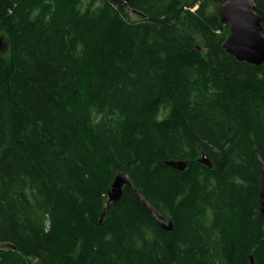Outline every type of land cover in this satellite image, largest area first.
Wrapping results in <instances>:
<instances>
[{
    "label": "trees",
    "instance_id": "1",
    "mask_svg": "<svg viewBox=\"0 0 264 264\" xmlns=\"http://www.w3.org/2000/svg\"><path fill=\"white\" fill-rule=\"evenodd\" d=\"M223 2L0 0V264H264V65L224 51ZM119 173L172 233L107 204Z\"/></svg>",
    "mask_w": 264,
    "mask_h": 264
},
{
    "label": "water",
    "instance_id": "2",
    "mask_svg": "<svg viewBox=\"0 0 264 264\" xmlns=\"http://www.w3.org/2000/svg\"><path fill=\"white\" fill-rule=\"evenodd\" d=\"M112 4L126 7L129 0H109ZM220 22L228 26V37L223 49L237 62L254 67L264 65V15H259L253 0H224L216 9ZM256 166L259 173V188L257 192L258 210L264 218V163L256 156ZM198 163L209 167L205 154L201 155ZM164 166L175 172L181 173L186 168V163L164 162ZM126 187L136 194L141 206L147 211L155 225L164 233H172L174 226L170 220L153 208L142 196L136 192L126 173L117 174L107 190V204L119 201L123 188ZM249 264H254L252 258Z\"/></svg>",
    "mask_w": 264,
    "mask_h": 264
},
{
    "label": "rangeland",
    "instance_id": "3",
    "mask_svg": "<svg viewBox=\"0 0 264 264\" xmlns=\"http://www.w3.org/2000/svg\"><path fill=\"white\" fill-rule=\"evenodd\" d=\"M129 18H130V20H131L132 22H136V21L138 20V17L135 16V15H133V14H131V13H130ZM0 51H1L2 53H5V51H6V44H5L4 38L1 37V36H0ZM232 92H233V91H232ZM166 116H167V110H161V111L159 112V114L157 115V117L155 118V122H161V121H163V120L166 118ZM146 118L152 120V118H150V117H146ZM125 134H128V133L126 132ZM132 137H133L132 134L129 135L128 138H127V135H126V139H127V140L132 139ZM200 158H201V157H200ZM200 158H199L198 160H200ZM198 164H199V163H198ZM199 165H200V164H199ZM201 166H202V165H201ZM149 167L152 168V164H150ZM106 168H108V167L106 166L105 169H106ZM108 173H109V172H108Z\"/></svg>",
    "mask_w": 264,
    "mask_h": 264
}]
</instances>
